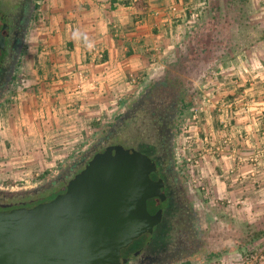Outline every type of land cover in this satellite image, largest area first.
I'll use <instances>...</instances> for the list:
<instances>
[{
	"label": "rangeland",
	"instance_id": "1",
	"mask_svg": "<svg viewBox=\"0 0 264 264\" xmlns=\"http://www.w3.org/2000/svg\"><path fill=\"white\" fill-rule=\"evenodd\" d=\"M40 1L29 25L32 32ZM184 5L180 40L174 38L169 54L162 51L166 55L160 62L139 77L137 91L121 101L113 117L151 80L178 79L183 105L174 162L201 220L203 240L193 255L174 264H264V59L249 57L257 52L264 58V0ZM5 7L10 6L4 1ZM4 8L0 12L7 15ZM25 55L21 53L13 79L0 95V193L6 195L28 194L48 184L61 188L58 178L67 181L77 172L84 152L104 140L113 118L89 120L76 129L58 115V121L38 126L29 111L38 108L28 104L41 86L31 82ZM34 60L31 70L40 71L37 55Z\"/></svg>",
	"mask_w": 264,
	"mask_h": 264
},
{
	"label": "crops",
	"instance_id": "2",
	"mask_svg": "<svg viewBox=\"0 0 264 264\" xmlns=\"http://www.w3.org/2000/svg\"><path fill=\"white\" fill-rule=\"evenodd\" d=\"M192 2L196 0H41L35 31L28 30L32 43L22 51L31 82L41 86L39 95L29 97V108H38L29 110L34 123L58 121L59 115L78 129L89 120L112 118L121 101L137 91L139 77L150 73L164 51L169 54L174 38L180 40L182 5ZM91 46L104 51L102 62L92 61ZM250 46L253 52L255 46ZM36 55L42 63L37 72L31 70ZM249 57L264 59L257 52ZM53 77L61 79L54 82Z\"/></svg>",
	"mask_w": 264,
	"mask_h": 264
},
{
	"label": "water",
	"instance_id": "3",
	"mask_svg": "<svg viewBox=\"0 0 264 264\" xmlns=\"http://www.w3.org/2000/svg\"><path fill=\"white\" fill-rule=\"evenodd\" d=\"M7 32L0 13V52ZM153 165L132 149L109 147L52 200L1 211L0 264H125L160 219L147 210L159 193Z\"/></svg>",
	"mask_w": 264,
	"mask_h": 264
},
{
	"label": "flooded vegetation",
	"instance_id": "4",
	"mask_svg": "<svg viewBox=\"0 0 264 264\" xmlns=\"http://www.w3.org/2000/svg\"><path fill=\"white\" fill-rule=\"evenodd\" d=\"M5 4L9 5L4 8ZM37 0H20L9 4L0 0V7L7 11L8 32L5 48L0 52V95L11 83L24 48L29 25ZM174 77H157L145 85L127 109L113 117L104 140L96 141L77 164L79 168L69 180L81 172L92 157L109 147L132 149L145 156L154 165L155 183L159 193L147 201L150 215H159L150 239L137 256L125 264H174L196 252L203 240L201 220L194 206L190 205L174 162L178 121L183 105V89ZM61 188L52 185L38 187L31 193L6 195L0 193V212L18 208H31L48 202L65 191L69 180L58 178ZM52 194L43 197L40 194ZM9 201V202H6Z\"/></svg>",
	"mask_w": 264,
	"mask_h": 264
},
{
	"label": "built area",
	"instance_id": "5",
	"mask_svg": "<svg viewBox=\"0 0 264 264\" xmlns=\"http://www.w3.org/2000/svg\"><path fill=\"white\" fill-rule=\"evenodd\" d=\"M172 11H175V8H173ZM90 53L93 54V58L92 61L93 62H97L100 63L102 62V60L104 59V51L101 50L99 47L97 46H91L90 47ZM24 79L21 78V81L23 82Z\"/></svg>",
	"mask_w": 264,
	"mask_h": 264
}]
</instances>
